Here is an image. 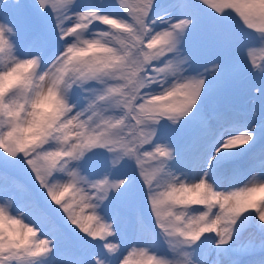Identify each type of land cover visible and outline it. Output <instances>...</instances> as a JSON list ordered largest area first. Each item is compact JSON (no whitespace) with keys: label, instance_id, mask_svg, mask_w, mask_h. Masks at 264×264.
I'll return each mask as SVG.
<instances>
[{"label":"snow or ice","instance_id":"1","mask_svg":"<svg viewBox=\"0 0 264 264\" xmlns=\"http://www.w3.org/2000/svg\"><path fill=\"white\" fill-rule=\"evenodd\" d=\"M0 219V264H264V0H0Z\"/></svg>","mask_w":264,"mask_h":264},{"label":"clouds","instance_id":"2","mask_svg":"<svg viewBox=\"0 0 264 264\" xmlns=\"http://www.w3.org/2000/svg\"><path fill=\"white\" fill-rule=\"evenodd\" d=\"M50 98H51V97H50ZM4 226H6V227H11V225L7 224L6 221L0 219V227H4Z\"/></svg>","mask_w":264,"mask_h":264}]
</instances>
